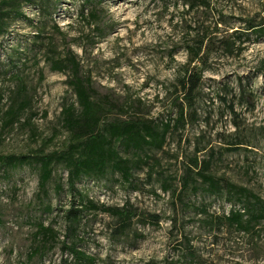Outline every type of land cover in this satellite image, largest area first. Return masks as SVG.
<instances>
[{"label": "rangeland", "instance_id": "obj_1", "mask_svg": "<svg viewBox=\"0 0 264 264\" xmlns=\"http://www.w3.org/2000/svg\"><path fill=\"white\" fill-rule=\"evenodd\" d=\"M92 3L100 12L96 21L81 17L83 0L52 3V15L47 17L37 7L25 6L23 15L32 23L13 21L9 33L0 37V155L51 153L65 148L68 133L61 111L76 98L67 85L70 72L53 71L51 58L73 52L99 97L124 108L128 116L139 114L166 122L176 117V110H171L176 71L187 61L184 41L194 36L193 29L215 32L218 23L222 37L235 30L245 31L242 20H264V0H212L213 12L190 14L174 1ZM91 8L85 7L86 16ZM41 22L43 40L37 39ZM244 46L236 57L211 55L195 107L197 121L176 135L170 134L163 150L150 153L159 160L158 172L171 177L175 186H179L184 162L199 149L200 160L213 153V175L264 199V36L252 37ZM12 62L20 68L32 105L18 123L3 129L4 114L17 89ZM111 110V119L127 118L116 108ZM237 145L239 149H228ZM158 175L149 179L148 169L136 171L137 191L113 174L80 182L78 188L95 203L122 207L129 202L139 211L159 214L162 221L155 227L135 225L138 236L132 232L116 239L111 233L115 221L106 214L92 213L83 222L79 247L97 257L98 264H166L176 261L181 251V236L172 223L176 218L202 264H264V230L254 241L236 231L211 235L198 222L202 217L193 211L185 213L179 207L177 213L174 211L173 198L161 190ZM66 180L67 172L57 166L48 195L39 197L38 167L0 170V264L72 262L59 247L44 258L29 257L37 223L54 222L63 239L64 222L58 209L68 208L69 197L67 193L56 195L54 188L59 182L65 185ZM195 202H204L210 213L217 215L228 214L232 208L225 198L203 199L198 195Z\"/></svg>", "mask_w": 264, "mask_h": 264}, {"label": "trees", "instance_id": "obj_2", "mask_svg": "<svg viewBox=\"0 0 264 264\" xmlns=\"http://www.w3.org/2000/svg\"><path fill=\"white\" fill-rule=\"evenodd\" d=\"M95 0H83L80 15L84 19L96 21L99 11L93 5ZM174 1L175 5L181 3L187 8V13L213 12L212 0H163ZM59 0H3L0 2V37L6 36L11 22L26 19L22 8L34 6L39 9L43 17L51 16L49 12L52 3ZM92 5L86 16L85 7ZM245 31L235 30L220 37L218 23L215 32L197 30L194 36L184 41L187 52V61L176 71L175 98L171 102V110H176V117L166 122H157L144 115L128 116L127 111L113 105L105 97H99L90 76L82 72L78 57L68 51L63 58H51L53 71L70 72L67 85L75 95V102L65 104L61 111V122L68 133L67 144L64 149L51 153L42 151L29 155H0V170L17 169L26 165L36 166L39 169V197L48 195V185L53 179L57 166H62L67 172L66 187L59 182L55 185V193L60 196L67 193L69 197L68 208H59L61 219L64 222V235L55 229V223L45 225L37 223L33 234L29 257L44 258L48 253L59 247L63 255H69L72 262L67 260L63 264H98V258L88 254L79 246L83 241V222L89 214L98 212L106 214L115 222L112 227V237L120 239L129 236L135 225L159 226L162 217L159 214L139 211L129 202L122 207L100 205L90 200L78 185L85 179L101 180L108 174L118 175L121 181L134 191L139 185L134 173L148 169L149 179L158 175L163 193H170L173 198L174 211L181 208L183 212L193 211L201 227L211 235L215 233H232L244 235L251 241L260 237L264 230V199L247 188L235 185L224 178H218L210 170L213 162V153L207 159L200 160L199 149L194 157L184 162L183 173L179 178V186H175L171 177L158 172L159 160L151 155L152 151L163 150L168 136L178 134L187 125L197 121L196 105L201 97L204 85V74L209 71L211 55H224L236 57L245 50V44L252 37L260 39L264 36V20L257 22L255 18L242 20ZM43 22L37 28V39L43 40ZM58 31V26H54ZM102 33V32H101ZM243 38H245L243 40ZM16 70L13 78L17 82V89L13 93L10 105L4 114L3 129L10 128L18 123L31 108L32 102L28 97L27 86L18 65L12 62ZM2 100V99H1ZM127 118L109 117L111 108ZM240 146L228 149L234 151ZM200 195L206 197L225 198L226 203L232 206L228 214H211L208 205L202 202L197 205L195 199ZM191 196L194 199H191ZM48 210L52 211L49 207ZM1 222V219H0ZM173 229L180 236V253L176 261L166 264H202L201 256L193 246L191 238L178 226L175 218ZM183 227V226H182ZM141 237V236H139Z\"/></svg>", "mask_w": 264, "mask_h": 264}]
</instances>
